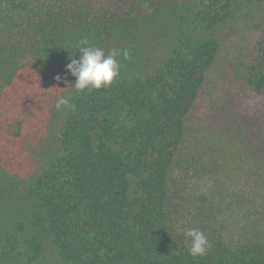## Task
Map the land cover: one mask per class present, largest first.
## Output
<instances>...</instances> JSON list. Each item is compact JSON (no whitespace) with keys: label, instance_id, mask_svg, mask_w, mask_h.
Masks as SVG:
<instances>
[{"label":"trees","instance_id":"16d2710c","mask_svg":"<svg viewBox=\"0 0 264 264\" xmlns=\"http://www.w3.org/2000/svg\"><path fill=\"white\" fill-rule=\"evenodd\" d=\"M135 2L125 15L101 0H0V264H264V241L216 234L191 256L170 198L176 170L214 174L186 146L188 119L241 28L253 35L235 80L264 100V0ZM81 46L118 51L110 86L74 89L65 67ZM61 96L74 109L57 110ZM223 106L224 151L237 148L244 173L227 161L216 189L252 190L251 216L264 196V111Z\"/></svg>","mask_w":264,"mask_h":264},{"label":"rangeland","instance_id":"374dc122","mask_svg":"<svg viewBox=\"0 0 264 264\" xmlns=\"http://www.w3.org/2000/svg\"><path fill=\"white\" fill-rule=\"evenodd\" d=\"M101 3L125 15L138 7L135 0H101ZM252 35L241 28L228 40L219 65L210 74L203 97L188 119L186 146H189L188 149L191 146V151L201 160L204 155L206 164L217 165L213 175H206L200 170L196 171L197 175L194 171L187 175L178 169L173 176L171 205L177 227L184 234L186 230L195 228L208 236L221 235L229 242H239L245 238L264 241V196L250 216L245 195L252 190H233L236 189L233 187H230L232 190L216 189L218 180L223 183L228 178L222 168L227 161L233 162L227 169L232 177L244 173L234 163L238 158L237 148H233L231 153L224 151L229 146L222 136L227 138L229 133L224 132L222 124H219V110L224 107L223 103L241 112L246 119L264 111V100L248 95L235 80L240 75L239 64L248 50ZM217 84H224L220 91ZM233 84H236L235 87ZM229 157H234L233 161ZM232 183L238 186V182ZM250 225L257 228L255 232L250 231Z\"/></svg>","mask_w":264,"mask_h":264},{"label":"clouds","instance_id":"9594fccd","mask_svg":"<svg viewBox=\"0 0 264 264\" xmlns=\"http://www.w3.org/2000/svg\"><path fill=\"white\" fill-rule=\"evenodd\" d=\"M86 44L87 42H82ZM79 58L71 59L65 67V74H70L75 77L74 89L77 91L84 90H100L110 86L114 79L119 76L120 65L116 59L118 51L114 50L109 54L96 46H81L79 47ZM125 58L128 53L124 52ZM57 81L62 77L57 75ZM70 96H61L57 99L55 108L60 110L62 108L74 109V105L70 103ZM185 236L190 238L191 246L189 253L191 256H203L211 247L205 234L199 229H188Z\"/></svg>","mask_w":264,"mask_h":264}]
</instances>
